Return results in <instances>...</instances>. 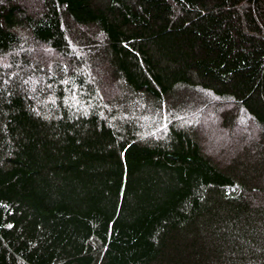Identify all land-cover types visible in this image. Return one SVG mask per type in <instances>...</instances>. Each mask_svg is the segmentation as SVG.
I'll list each match as a JSON object with an SVG mask.
<instances>
[{
    "label": "trees",
    "instance_id": "1",
    "mask_svg": "<svg viewBox=\"0 0 264 264\" xmlns=\"http://www.w3.org/2000/svg\"><path fill=\"white\" fill-rule=\"evenodd\" d=\"M211 105L264 130V0H0V264H264V135L220 162Z\"/></svg>",
    "mask_w": 264,
    "mask_h": 264
},
{
    "label": "rangeland",
    "instance_id": "2",
    "mask_svg": "<svg viewBox=\"0 0 264 264\" xmlns=\"http://www.w3.org/2000/svg\"><path fill=\"white\" fill-rule=\"evenodd\" d=\"M207 100L212 98L201 94ZM213 105L202 108L183 117V122L191 129H196L201 135L204 150L222 163H227L235 155L252 153L255 150L256 135L261 129L252 126L243 113H234L231 129L223 128ZM264 135V130H261ZM246 151V152H245Z\"/></svg>",
    "mask_w": 264,
    "mask_h": 264
}]
</instances>
